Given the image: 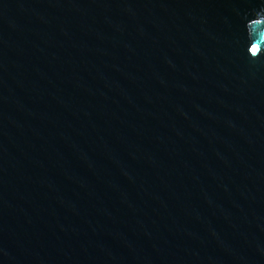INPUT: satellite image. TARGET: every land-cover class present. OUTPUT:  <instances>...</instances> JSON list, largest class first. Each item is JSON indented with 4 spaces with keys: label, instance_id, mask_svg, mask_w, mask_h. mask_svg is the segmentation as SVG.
<instances>
[{
    "label": "water",
    "instance_id": "obj_1",
    "mask_svg": "<svg viewBox=\"0 0 264 264\" xmlns=\"http://www.w3.org/2000/svg\"><path fill=\"white\" fill-rule=\"evenodd\" d=\"M0 264H264V0H0Z\"/></svg>",
    "mask_w": 264,
    "mask_h": 264
}]
</instances>
